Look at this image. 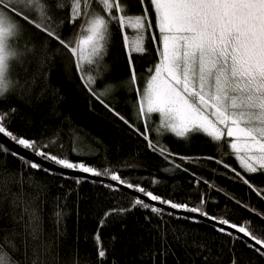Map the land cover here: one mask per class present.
Instances as JSON below:
<instances>
[{
  "label": "snow or ice",
  "instance_id": "1",
  "mask_svg": "<svg viewBox=\"0 0 264 264\" xmlns=\"http://www.w3.org/2000/svg\"><path fill=\"white\" fill-rule=\"evenodd\" d=\"M139 4L142 14H129L126 0H65L58 5L57 10L70 5L66 26L74 31L69 36L62 37L64 22L57 23L48 10L56 8V0H0V46L15 31L17 25L21 33L24 31L14 17L25 23H32L43 34L37 37L36 52L39 59L51 64L57 55L74 58L75 68L85 83L86 91L103 106L114 122L118 120L133 129L147 141L149 149L158 152L166 162L173 154L167 152L165 147L157 148L146 132L134 127L135 119L146 121L152 114H157L159 126L155 127V133L160 136L165 133L174 134L176 138L185 141L201 134L210 138V143L213 144L222 142L225 136L234 138L230 143L231 154L235 156L243 172L264 174V0H148L147 5L145 0H139ZM149 7L159 33L160 43L156 48L159 62L148 68L150 76L141 90L136 86L137 76L132 60L134 54L146 52V32L150 31L153 23L149 17ZM114 26L119 29L126 49L125 55L131 68V87L139 95L138 106H133L136 109L135 117L126 118L110 101L102 99L126 86L122 81L110 82L107 79L109 66L105 58L112 42ZM125 29L131 30L133 35L130 36ZM156 39L153 33V44ZM50 43H55L58 47L50 49ZM27 51L33 53L30 47ZM97 83L103 89L100 93L92 87ZM45 90L49 92L52 101L50 115H58V105L64 101V95L55 86L48 89L46 85L39 93L40 97L45 96ZM13 94L14 89L7 95L0 94V101L8 100ZM17 111L14 107L0 109V134L30 151L41 161L92 177L110 176L112 181H119L128 189L138 191L151 202L176 210L166 212L164 207L134 197L128 207H114L103 212L92 237L99 264H115L108 259L109 250L102 245L100 230L119 222L121 231H127L128 224L125 221L133 210H149L158 221L154 225L157 233L154 240L159 239L160 242L158 252L145 248L142 236L129 233V241L137 244L140 249L137 252L139 264H167L168 256L173 257L175 264H180L176 257L177 248L182 249L184 256L188 257L185 264H223L220 246L217 245V251L213 252V241L201 236L192 227L201 224V218L222 226L214 227V230L228 237L226 246L231 253L228 264H245L234 250L237 244L245 243V240L248 241L245 247L260 260H264V213L236 200V205L242 206L256 217V221L250 217L243 218L238 225L206 211L202 207L207 203L203 194L195 205L174 202L142 186H134L108 169L102 172L86 163L72 162L66 156L54 154V149L65 147L60 136L63 129H57L52 136L39 143L19 137L9 130L10 118ZM69 135H72L71 131ZM71 150L76 153L75 145ZM9 157L17 161L14 171L19 173V178L14 181L15 190L5 187L0 191V199L8 202L10 210L6 215L22 228L25 239L30 237L35 243L40 240L41 213L47 202L42 199L47 191L46 186L34 179L37 173L58 176L56 183L62 189L64 185L60 183L61 179H71L74 185H80L87 180V175L70 177L63 171L57 173L55 169L45 167L44 163L29 159L0 144V165L8 167L11 163ZM180 159L189 162L192 160L183 156ZM204 159L214 158L209 156ZM215 162L231 171V179L241 181L258 198L264 199V189L256 188L250 182L251 177L246 178L222 159H216ZM175 168L180 169L181 165L175 164ZM171 170L163 168L165 172ZM183 171L188 172V169L184 168ZM223 175H227V172ZM153 183L159 181L154 180ZM204 183L208 184V181L205 180ZM25 185L30 191H25ZM105 187L114 190L112 184ZM74 194L79 195L75 187L52 198L55 207L52 217L58 236L63 235V221L67 215L65 209L69 198ZM144 219L151 222L152 217L145 215ZM115 240L116 237L113 236L112 241ZM7 247H0V264H4L5 258L8 264H12L9 251L4 250ZM33 257L36 259L32 264H36L39 260L36 248L33 249ZM39 264L44 262L41 260ZM248 264H251V258Z\"/></svg>",
  "mask_w": 264,
  "mask_h": 264
},
{
  "label": "trees",
  "instance_id": "2",
  "mask_svg": "<svg viewBox=\"0 0 264 264\" xmlns=\"http://www.w3.org/2000/svg\"><path fill=\"white\" fill-rule=\"evenodd\" d=\"M64 2L65 0H56V8L48 10L54 15L57 23L64 22L65 26L61 34L62 37H67L74 31L66 26L70 5L63 10H57L58 5ZM126 3L130 9L129 14H142L139 0H126ZM147 3L148 0H145V5ZM149 17L153 23L150 31L146 32V52L134 54L132 60L137 76L136 86L141 90L150 76L148 68L159 62V54L156 50L160 43L159 33L150 7ZM14 19L24 29L13 41L15 47L23 50V55L12 65L11 75L16 82L14 94L8 100L0 101V109L7 110L14 107L18 110L11 116L8 124L9 130L14 134L39 143L52 136L57 129H63L60 136L65 147L54 149V154L66 156L72 162H83L102 172L108 169L120 175L126 182H131L134 186H142L174 202L195 205L203 194L207 203L202 207L206 211L217 217L227 218L238 225L243 218L250 217L251 220L256 221V217L242 206L236 205V200L264 213V199L258 198L255 192L249 190L241 181L231 179L233 175L231 171L215 162L216 159H222L224 163L236 168L246 178L251 177L250 182L256 188L264 189V174H246L239 167V162L231 154L232 138L225 136L222 142L213 144L210 143V138L201 134L192 137L190 141H185L182 138H176L174 134L165 133L160 136L155 133V127L159 126L157 114H152L146 121L135 119L134 127H138L141 132H146L157 148L165 147L167 152L173 154L166 162L158 152L150 150L147 141L133 129L118 120L114 122L103 106L86 91L85 83L80 79L78 70L75 68L74 58L57 55L54 63L51 64L39 59V54L36 52L37 37L43 34L36 30L32 23H25L16 17ZM124 31L130 36L133 35L129 29ZM153 33L157 38L155 44L151 41ZM29 47L33 49V53L27 51ZM57 47L55 43L49 44L50 49ZM125 52L121 33L114 26L112 42L105 58L109 66L107 79L110 82L122 81L126 86L116 89L114 93H109L102 99L106 102L110 101L112 106L128 118L135 117L136 109L133 106H138L139 95L131 87V68ZM46 85L48 89L55 86L65 97L64 101L58 105V115H50L52 101L49 92L45 90V96H39ZM92 87L98 93L103 91L99 83ZM70 131L72 135H69ZM74 145L77 149L76 153L71 150ZM182 156L192 158L191 162L181 160ZM209 156L214 159H204ZM8 159L11 161L8 167L0 165V191L5 187L15 190L14 181L19 178V173L14 171L17 161L12 160L11 157ZM175 164H180L181 168L176 169ZM165 167L172 170L165 172L163 171ZM184 168H187L188 172L183 171ZM225 172L227 175H223ZM191 173L196 175L193 176ZM102 177L110 178L106 175ZM34 179L45 185L47 189L42 196V199L47 201L41 213L42 231L40 240L35 243L30 237L25 239L22 228L14 224L6 215L10 210L8 202L0 199V241L3 242L0 247L8 246L4 250L9 251L12 264H32V261L36 259L33 257L34 248L39 252V260L36 264H39L41 260L44 264H99L92 238L97 230V221L106 210L130 206L135 196L117 187L109 190L105 187L106 183L96 180L87 179L80 185H74L71 179H61L60 183L64 185L62 189L56 183L58 176L50 177L47 173L39 172ZM154 180L159 183H153ZM197 180L200 182L197 183ZM205 180L208 184L204 183ZM73 187L78 189L79 195L74 194L69 198L65 209L67 215L63 221V235L58 236L52 217L55 210L52 198L62 195L65 190H71ZM25 191H30L27 185H25ZM225 193L228 195L226 196ZM145 215L152 217L151 222L144 219ZM125 222L128 224L127 231H121L119 222L100 230L102 245L109 250V260L114 261L115 264H139L137 252L140 249L137 244L129 241V233L142 236L145 248L159 251V239L154 240L157 235L154 225L158 223L154 214H151L149 210H133ZM192 227L201 236L213 241V252L217 251V245L220 246L223 264H228V258L231 255L226 246L228 237L214 230V227H219L203 221ZM113 236L116 237L115 241H112ZM245 243L248 241L245 240ZM245 243L235 246L234 250L239 258L245 264H248L250 258L251 264H264V260H260L258 256L250 252L245 247ZM176 257L179 258L180 264H185L188 259L179 248L176 249ZM167 264H175L172 256L167 257Z\"/></svg>",
  "mask_w": 264,
  "mask_h": 264
},
{
  "label": "clouds",
  "instance_id": "3",
  "mask_svg": "<svg viewBox=\"0 0 264 264\" xmlns=\"http://www.w3.org/2000/svg\"><path fill=\"white\" fill-rule=\"evenodd\" d=\"M15 23V22H14ZM21 35L19 26L15 31L6 37L3 45L0 46V94L7 95L16 87L11 71L13 62H17L23 55V50L15 47L13 41ZM4 264H8L5 258Z\"/></svg>",
  "mask_w": 264,
  "mask_h": 264
},
{
  "label": "water",
  "instance_id": "4",
  "mask_svg": "<svg viewBox=\"0 0 264 264\" xmlns=\"http://www.w3.org/2000/svg\"><path fill=\"white\" fill-rule=\"evenodd\" d=\"M0 142L3 145H5L6 147H8L9 149H11L12 151H15V152L19 153L20 155H23V156H25V157H27L29 159L36 160L37 162L44 163V166L45 167L53 168V169H55L57 171V173L63 171L68 176L87 175V179L104 182L106 184H112V185H114V187L120 188V189H122V190H124V191H126V192H128L130 194H132L135 197H139V198L145 199L146 202L153 203L155 206L164 207L165 208V211H176V210H172V209L168 208L165 205H160L158 202H151L149 198L143 196V194L139 193L138 191H135L134 189H128L126 187V185H121L118 181H112L110 178L102 177V176L101 177H92L89 174H83V173H80L78 171L61 169V168H59V166H56V165H54V164H52L51 162H48V161H41L40 158L35 157L30 151L24 150L21 146H18L17 144H15L14 142H12L10 140V138L4 137L2 134H0ZM201 219H202L203 222L210 223V224L214 225L213 221H211V220L204 219V218H201ZM215 226L222 227L219 224H215Z\"/></svg>",
  "mask_w": 264,
  "mask_h": 264
},
{
  "label": "rangeland",
  "instance_id": "5",
  "mask_svg": "<svg viewBox=\"0 0 264 264\" xmlns=\"http://www.w3.org/2000/svg\"><path fill=\"white\" fill-rule=\"evenodd\" d=\"M233 139H234V138H232L231 141H232ZM231 141H230V143H231Z\"/></svg>",
  "mask_w": 264,
  "mask_h": 264
}]
</instances>
